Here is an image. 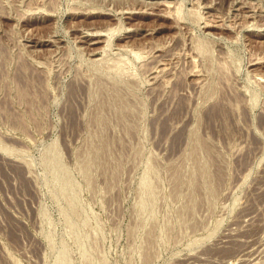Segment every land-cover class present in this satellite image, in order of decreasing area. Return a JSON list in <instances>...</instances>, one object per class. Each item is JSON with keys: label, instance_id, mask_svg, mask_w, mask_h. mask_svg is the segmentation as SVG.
<instances>
[{"label": "rangeland", "instance_id": "1", "mask_svg": "<svg viewBox=\"0 0 264 264\" xmlns=\"http://www.w3.org/2000/svg\"><path fill=\"white\" fill-rule=\"evenodd\" d=\"M0 264H264V0H0Z\"/></svg>", "mask_w": 264, "mask_h": 264}, {"label": "bare ground", "instance_id": "2", "mask_svg": "<svg viewBox=\"0 0 264 264\" xmlns=\"http://www.w3.org/2000/svg\"><path fill=\"white\" fill-rule=\"evenodd\" d=\"M217 20V19H216ZM210 24V23H209ZM208 26V25H207ZM110 30V29H109ZM99 37V36H98ZM97 41V40H96Z\"/></svg>", "mask_w": 264, "mask_h": 264}]
</instances>
